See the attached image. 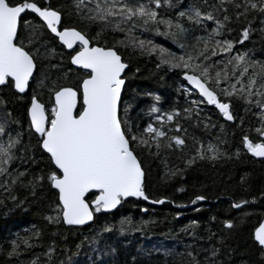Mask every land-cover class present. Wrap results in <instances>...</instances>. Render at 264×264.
<instances>
[{"label":"snow or ice","instance_id":"obj_1","mask_svg":"<svg viewBox=\"0 0 264 264\" xmlns=\"http://www.w3.org/2000/svg\"><path fill=\"white\" fill-rule=\"evenodd\" d=\"M67 8L65 12L51 0H0V85L15 90L18 98L24 100L26 131L29 138L36 141L35 146L25 145L23 132L12 130L11 112L0 115V189L9 193L8 199H17L11 195L17 184L31 188L34 195L35 190L46 183L54 190L55 199L52 214L45 219L49 223L62 221L64 225L79 226L93 221L95 213L115 209L125 198L149 201L145 191L147 169L143 163L146 157L160 159L161 179L182 174L200 161L239 159L242 151L264 159V59L253 58V49L243 47L250 33L255 31L251 27L255 16L249 19L250 10L260 14L259 31L264 34V0H214L212 3L189 0L186 7L180 0H70ZM161 9L175 10V14H166ZM31 14L38 21L25 20L24 32H21L19 20ZM68 15L76 18L72 25L64 23L63 18ZM242 21L239 40L227 38L232 32L230 25ZM77 23L95 27L96 36L90 38ZM45 29L63 48L71 50L70 64L83 69L74 85L59 83L58 78L51 74L45 76L42 71L37 74L39 63L54 55V49L42 43ZM109 32L111 43L107 39L100 43L101 36L107 37ZM160 37L170 42L169 46L157 43ZM125 52L154 59L157 70L165 67L169 72L177 70L190 86L180 84L185 95L198 93L199 97L191 101V107L183 109V119L192 120L195 112L193 123H202L207 129L211 126L209 118H201L203 109L198 105L214 106L225 121L241 129L242 148L238 145L231 152L227 151L222 147L226 141L219 136L207 141L186 137L181 111L175 107L161 111L153 103L145 111L147 122L143 127L140 122L134 124L129 117L130 105L126 103L121 111L122 88L126 82L123 74L129 66ZM68 75L71 72L63 74L65 81ZM33 80L36 81L33 94L24 99ZM44 91L49 94L51 107L36 94L42 95ZM153 99L159 101L160 97ZM233 100L243 105L239 120L234 114ZM6 107L7 102L0 98V108ZM77 107L78 114L74 111ZM248 113L256 118L254 127L242 123L244 114ZM14 123L17 129L21 128L20 120ZM224 127L221 123L220 128ZM187 140L191 141L190 145ZM33 147L47 160L46 175L42 174L43 170L34 176L29 172V167L42 162L36 158ZM161 153H176V163L169 167L168 155L161 156ZM26 155L31 160L30 166ZM21 163L25 167L21 168ZM181 163L183 168L178 167ZM13 164L16 167H12ZM248 177V173H242L238 182L245 192L249 190ZM91 190H95V195L89 201ZM205 199L204 195H195L189 203L194 205ZM228 199L231 201L229 210L239 211L258 199L264 200V190L259 197ZM166 200L161 197L151 203L162 204ZM141 211L146 209L141 208ZM249 215L247 211L241 213L242 218ZM210 219L215 220V217ZM197 224L198 221L191 220L178 231L194 236L192 229ZM234 224L232 219L222 221L225 229L233 228ZM130 225L131 221L124 218L118 226L102 227L96 237L111 232L114 227L124 233ZM26 231L28 234L24 236L13 234L4 253L6 258L19 257L40 236L39 230ZM250 236L264 257V213L258 217ZM216 239L217 244L221 243L220 237ZM95 243V239L90 241L92 245ZM205 251L207 255L202 260L191 250L177 255L187 256L184 264H222L216 259L218 247L210 246ZM53 252L50 245L42 255L47 257ZM170 254L171 250L164 251L165 256ZM27 264H38L37 257L33 256Z\"/></svg>","mask_w":264,"mask_h":264},{"label":"trees","instance_id":"obj_2","mask_svg":"<svg viewBox=\"0 0 264 264\" xmlns=\"http://www.w3.org/2000/svg\"><path fill=\"white\" fill-rule=\"evenodd\" d=\"M209 3L214 0H208ZM51 3L60 5L65 12L68 11L67 5L70 0H51ZM189 0H180V4L186 7ZM176 10H180L177 8ZM166 14L174 16L175 10L161 9ZM255 16L251 27L255 29L243 47L253 49V58L264 59V34L259 31L260 14L250 10L249 19ZM32 19L38 21L34 14L24 15L19 20V28L24 32V21ZM64 23L72 25L76 18L72 15L65 16ZM77 27L87 31L89 37L96 36L95 27H85L77 23ZM211 27V24H208ZM232 32L227 34V38L239 40V32L243 27V21L230 25ZM26 34V33H25ZM39 35V33H38ZM105 39L109 43L112 41V34L109 32L107 37L101 36L100 43ZM157 43H164L169 46L170 42L163 37L156 39ZM42 43H46L48 48L54 49V55L46 58L36 70L37 74L42 71L45 76L51 74L58 78L59 83L71 82L75 84L76 79L82 74L83 69L73 67L69 62L71 51L65 50L63 46L53 38L46 29L42 36ZM173 50H176L174 46ZM44 52L43 47L40 48ZM127 57L128 68L123 74L126 82L122 88L121 111L124 105H130L128 112L130 119L140 122V127L147 122L145 116L146 109L156 104L161 111L170 108H177L181 111L182 127L186 129L187 136L200 137L207 141L219 136L226 143L222 146L231 152L240 144L241 129L231 121H225L214 106L206 104L198 105L201 111V118L208 117L210 127L205 129L204 125L195 124V112L193 119L185 121L183 119V109L191 107V101L198 99V94L185 92L180 88L183 83L188 87L185 81L179 76L177 70L171 72L165 67L157 70L155 61L147 57L129 55ZM51 65H56L52 68ZM71 72L64 80L63 74ZM36 81L33 80L30 87L26 90L24 99L33 94V88ZM43 103L48 107L49 94L44 91L42 95L37 92ZM15 90L0 85V98L7 102L6 108H0V115L5 111L12 114V130L23 132V141L25 145L35 146V139L29 138L26 131L27 117L25 112L24 100L18 98ZM159 96V101L153 98ZM241 102L233 100V110L237 120L240 119ZM78 113V107L75 109ZM255 117L251 113L244 114L242 123L248 127H254ZM15 120L21 121V128L17 129ZM223 123L225 127L220 128ZM175 134V133H173ZM189 145L190 140H187ZM37 153L36 158L42 161L36 167H29V172L33 176L36 172L47 173V160L38 150L33 147ZM168 155L169 167L176 163V153H161V156ZM28 165H31V160ZM143 163L147 169V182L145 185L146 194L151 200L166 197L167 200L162 204H150L141 198H126L112 212L95 213L94 220L85 225L72 226L64 225L63 222L49 223L45 217L52 214L53 201L55 199L54 190H50L45 183L32 193L31 188H23L19 184L15 186L11 195L17 197L15 201L8 199L9 193L0 189V264H27L33 256L37 257L38 264H184L188 258L186 255H177V253L186 254L191 250L202 260L207 255L206 249L210 246L219 248V254L216 259L222 264H264V257L261 256L259 246L251 239L250 232L257 223L261 213H264V200H257L249 204L247 208H241L239 211L229 210L231 201L239 198L248 199L250 196L259 197L260 191L264 190V159L254 158L245 151L241 152L239 159L225 160L221 159L215 163L211 161H200L194 166L184 170L182 174H176L170 179H161L163 171L162 163L159 158L146 157ZM12 167H16L13 164ZM23 168L25 165L20 164ZM178 167L183 168L182 163ZM248 173V191L245 192L238 183L240 175ZM27 180V176L24 177ZM182 189L177 191V189ZM95 191L88 196L89 201L94 197ZM195 195H204L203 201H197L194 205L189 201ZM21 201L23 203H21ZM141 208L146 211H141ZM194 209H199L194 210ZM250 212L251 215L241 217L242 212ZM180 213V215H176ZM215 217V220L210 219ZM127 218L131 221L129 230L120 233L118 227H114L111 232L101 233L97 238L96 233L105 225L118 226L119 222ZM232 219L235 224L231 229H225L222 225L224 219ZM191 220L198 221L197 227L192 229L194 236H188L182 229L185 224ZM141 221H148L146 225L140 224ZM139 230H132L135 228ZM26 230H39L40 236L32 241V247L22 251L19 257L6 258L4 253L9 248V243L13 234L20 236L27 235ZM217 237H220L221 243L217 244ZM95 239V245L90 241ZM80 245L77 248V245ZM54 249L50 256H43L42 253L48 246ZM190 245L191 248L186 246ZM20 247L23 249V245ZM171 250V254L165 256L164 251Z\"/></svg>","mask_w":264,"mask_h":264},{"label":"water","instance_id":"obj_3","mask_svg":"<svg viewBox=\"0 0 264 264\" xmlns=\"http://www.w3.org/2000/svg\"><path fill=\"white\" fill-rule=\"evenodd\" d=\"M53 35V34H52ZM57 41H58V39H57ZM59 42V41H58ZM60 43V42H59ZM66 50H68V49H66ZM69 62H70V60H69ZM73 67H76V68H79L78 66H74V65H72ZM185 83H186V85H187V82L185 81ZM188 86V85H187ZM188 87H190V86H188ZM198 94V93H197ZM74 111H75V109H74ZM218 111V110H217ZM78 114V113H77ZM91 191H95V190H91ZM129 198V197H128ZM132 198H136V197H132ZM126 199V198H125ZM143 200V199H142ZM145 201V200H144ZM145 202H147V203H150V204H153V203H151V199H149V201H145ZM113 210H115V209H112V210H109L108 212H106V213H109V212H112ZM89 222H87L86 224H88ZM72 226H74V225H72ZM80 226V225H79Z\"/></svg>","mask_w":264,"mask_h":264},{"label":"flooded vegetation","instance_id":"obj_4","mask_svg":"<svg viewBox=\"0 0 264 264\" xmlns=\"http://www.w3.org/2000/svg\"><path fill=\"white\" fill-rule=\"evenodd\" d=\"M51 34V33H50ZM74 47H76V45H74ZM66 50V49H65ZM67 51H71V50H67ZM71 55V54H70Z\"/></svg>","mask_w":264,"mask_h":264}]
</instances>
